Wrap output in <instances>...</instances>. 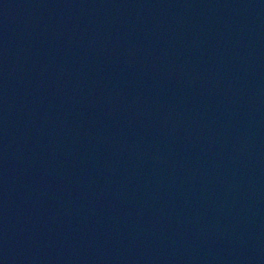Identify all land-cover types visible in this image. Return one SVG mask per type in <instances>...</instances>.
<instances>
[{
    "label": "water",
    "instance_id": "95a60500",
    "mask_svg": "<svg viewBox=\"0 0 264 264\" xmlns=\"http://www.w3.org/2000/svg\"><path fill=\"white\" fill-rule=\"evenodd\" d=\"M0 264H264V0H0Z\"/></svg>",
    "mask_w": 264,
    "mask_h": 264
}]
</instances>
